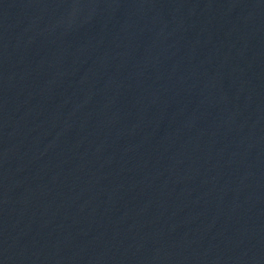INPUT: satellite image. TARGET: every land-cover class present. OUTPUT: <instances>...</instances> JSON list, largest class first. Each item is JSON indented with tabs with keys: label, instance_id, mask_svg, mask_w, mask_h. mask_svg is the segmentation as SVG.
Segmentation results:
<instances>
[{
	"label": "water",
	"instance_id": "obj_1",
	"mask_svg": "<svg viewBox=\"0 0 264 264\" xmlns=\"http://www.w3.org/2000/svg\"><path fill=\"white\" fill-rule=\"evenodd\" d=\"M0 264H264V0H0Z\"/></svg>",
	"mask_w": 264,
	"mask_h": 264
}]
</instances>
